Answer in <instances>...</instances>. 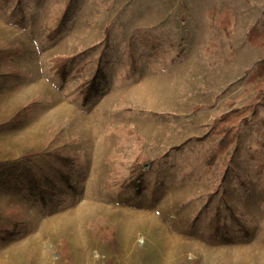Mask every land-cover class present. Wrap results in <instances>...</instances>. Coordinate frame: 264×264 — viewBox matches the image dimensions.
<instances>
[{
  "label": "rangeland",
  "instance_id": "1",
  "mask_svg": "<svg viewBox=\"0 0 264 264\" xmlns=\"http://www.w3.org/2000/svg\"><path fill=\"white\" fill-rule=\"evenodd\" d=\"M253 26L264 30V0H0V126L26 110L20 128H0V164L40 152L33 166L51 193L43 203L0 185V264H123L127 242L130 264H161L163 227L127 238L129 209L178 236L174 264H264V110L207 165L220 139L211 123L255 94ZM146 85L168 93H133ZM213 193L211 210L228 203L251 238L207 240L200 211Z\"/></svg>",
  "mask_w": 264,
  "mask_h": 264
},
{
  "label": "trees",
  "instance_id": "2",
  "mask_svg": "<svg viewBox=\"0 0 264 264\" xmlns=\"http://www.w3.org/2000/svg\"><path fill=\"white\" fill-rule=\"evenodd\" d=\"M69 13L70 8L58 20L56 27L52 29L51 36L53 38H57L67 29ZM226 22L228 25H224V28L228 32V26L231 23L228 18H226ZM248 40L251 44L264 48V30L259 26L251 27L248 33ZM67 64L61 61L60 69L64 70ZM99 74H102V70L100 69ZM99 74L97 72V75ZM246 85H252V89L255 92L254 97L243 107L233 108L220 114L211 123L208 134L219 136L220 139L212 155L207 160L209 168H213L222 157L226 156L239 143L241 134L245 129L260 119L261 112L264 110V58L257 62L254 70L246 80ZM25 116L26 110L22 107L12 116L7 124L0 126V128L17 130L21 127ZM38 154L41 153L36 151L26 152L20 163L0 164V185L19 188L44 203L51 196V193L48 189L40 185L39 174L33 166V159ZM57 155L58 157L60 156V154ZM61 160L64 161V166H70L72 164V159L69 156L62 157ZM260 172L264 173V164L260 167ZM213 198L214 193L208 196L205 205L200 211L207 216V222L205 224L207 240L215 243L234 244L239 237L251 238V231L244 228L238 217L231 212V207L228 203H224L225 207H217L211 210L210 205L213 202ZM228 211L231 213L230 215H227ZM234 225L238 226L237 230L234 229ZM4 233H7V230H0V234ZM14 235L15 232L11 233L9 240ZM102 236L107 241L109 249L111 251H117L118 241L115 234L108 232L107 229H102Z\"/></svg>",
  "mask_w": 264,
  "mask_h": 264
},
{
  "label": "bare ground",
  "instance_id": "3",
  "mask_svg": "<svg viewBox=\"0 0 264 264\" xmlns=\"http://www.w3.org/2000/svg\"><path fill=\"white\" fill-rule=\"evenodd\" d=\"M139 89V88H138ZM135 89L133 90L135 92H139V95L142 98H149L150 94L154 95H166L168 93L167 88H159L154 89L150 87L149 85L144 86L143 89ZM125 236L129 238L130 232H132L134 229L138 228L141 225H144V223H150L151 228H155L156 226L163 227L162 233L164 234V238L162 239L164 242L163 246V261L161 264H174L175 262V256L178 249V236L171 232L169 229H167L161 222L158 220V218L155 215V212L149 211V210H136V209H129L125 211ZM77 216V215H76ZM51 223H56V218L51 221ZM161 233V235H162ZM132 247L130 248V245L127 242V250L123 257L122 263L123 264H130L129 260L133 254ZM45 264V263H44ZM88 264V263H86Z\"/></svg>",
  "mask_w": 264,
  "mask_h": 264
}]
</instances>
